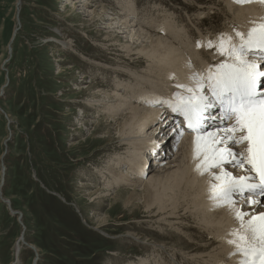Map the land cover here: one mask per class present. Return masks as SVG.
Here are the masks:
<instances>
[{
    "label": "rangeland",
    "instance_id": "rangeland-1",
    "mask_svg": "<svg viewBox=\"0 0 264 264\" xmlns=\"http://www.w3.org/2000/svg\"><path fill=\"white\" fill-rule=\"evenodd\" d=\"M125 1L131 9L126 22L141 20L144 30L152 22L163 32L158 19L174 21L178 32L189 28L199 36L192 48L200 39H209L215 29L228 30L226 20L233 16L226 0H22L18 21V0H0V108L5 113L0 111V264H34L36 252L37 264H128L149 257L153 249L155 254L169 257L163 259L166 264H203L195 261L196 256L184 259L188 251L181 241L188 233L178 227H197L195 219L201 220L202 215L192 220L173 218L179 223L172 227V206L162 212L155 208L150 214L139 201L125 204L137 184L118 185L110 192L100 188L108 182L101 180L98 168L137 153L120 140L118 119L126 110L110 117L97 105L98 99L127 97L121 94H125L124 86L135 82L131 73L140 75L148 65H131L141 55L133 52L132 60L129 58L123 44L129 36L116 34L119 39L113 41L107 37L112 29L106 27L117 18L115 13L121 10L125 14L121 4ZM188 5L194 8L188 10ZM222 5H227L229 15ZM103 6L108 9L104 20L94 21V15L85 14L95 9L103 14ZM115 71L127 76L121 77L123 88L116 84ZM149 86L148 90L155 89ZM163 127L158 137L167 134L169 125ZM175 145L173 150H162L170 161L179 157ZM153 159H148L151 165ZM155 164L145 182L168 165ZM125 169L133 172L127 164L119 171L125 175ZM78 178L91 180L93 186L78 187ZM96 191L104 192L102 203H90L88 194ZM3 199L21 212V219L10 213ZM184 207L180 211L186 213ZM99 218H106L107 224L95 229ZM128 231L140 233V240L124 238ZM22 235L29 246L22 242ZM19 240L21 249L16 252ZM160 243L168 245L165 248Z\"/></svg>",
    "mask_w": 264,
    "mask_h": 264
},
{
    "label": "bare ground",
    "instance_id": "bare-ground-1",
    "mask_svg": "<svg viewBox=\"0 0 264 264\" xmlns=\"http://www.w3.org/2000/svg\"><path fill=\"white\" fill-rule=\"evenodd\" d=\"M226 3L229 4V9L233 13V16H228L226 20L230 28L223 32L221 31L222 33L219 31L220 29H215L213 31L214 28H212L214 33L210 38L200 39V44L198 43L199 46L196 45L192 48L193 41L195 42L198 40L199 36L192 31V29H189V26L185 31L178 32L174 21L158 19L162 22L164 27L163 30L165 29V31L160 32L161 28H154L152 26L154 23L152 22L146 25L147 30L141 29V20L137 23L133 18L132 23L126 22L125 17H129L128 14L131 9L129 8V3L126 1L124 3L122 2L121 4L124 8L121 9L125 10V14L121 10L115 13V17L117 18L113 17L110 22V27H106L112 29L108 32L107 37L109 39L112 38L113 41L119 39L116 34L129 36L130 39L127 40L126 43H123L124 48H126L129 53V58L131 59L133 57V52H137L141 55L137 60L131 59V65L139 66L145 62H147L148 65L144 73L141 72L140 75L130 72L131 75H134L135 82L127 86H124L125 84H123L124 82L121 78H126V74L121 71L114 72V74L117 73L116 75L119 79L116 82L117 85H120L118 87L123 88L124 86L123 90H125V94L121 95H126L130 99L127 97L120 99L118 96H113L110 99L104 97L105 99H98L99 104H97L100 110L104 109L109 112L111 114L110 117H115V115L126 110L125 113L122 114V118H117L118 121L121 119L117 125L122 135L120 136V140L124 142V145H129L132 149L135 148L137 150V153L133 156H128L127 158L120 156L114 159L112 165H105V168L102 167L97 169L96 172L101 175V180L105 179V181L108 182L106 187L104 185L100 186L101 190L105 191L107 189L108 192H110L111 189L118 187V185L133 184V186H135L137 184L130 192V196L125 200V204L127 206L134 205L136 201H139L150 214L154 213L155 208L162 212L172 206V227H175L179 223L174 222L173 218L179 220L180 218L186 217L188 220H192L195 218H193V216L202 215L201 220L195 219V223H198L197 227L186 224H181V226L179 224L178 227H181L189 236H187V238L183 237L181 241L183 242L182 244H184L183 249L188 251L184 259L188 261L196 256L195 261L202 260L203 264H239V261L242 259L241 255L239 253L230 255V253L235 252V247L227 242L229 239L233 238L231 235L232 231L239 228V221L236 219L235 215L236 210L239 209L249 213V217H245V219L264 211V197L254 196L252 199L260 200L261 203L248 204L245 202V198L234 196L233 199L236 202L233 205L219 203L217 200L210 198L213 194L212 185L220 183V181L215 180L213 172L219 173L220 170H208L201 174V172L196 169L195 165L199 161L193 158V153L197 133L192 132L186 127L182 115L172 112L167 104L164 103V101L171 98L172 94L176 91L187 94L185 89L176 88L178 83L193 87L195 85V80L192 79L194 73H204L207 68L225 59L219 55L221 34H224L226 41L225 46H227L226 38L229 36L232 38L231 43L239 44L240 37L236 35V32L246 34L251 28L264 24V0H250V2L245 3H237L236 0H226ZM20 4H22V0H18L17 2V12L18 7L20 8L21 6ZM85 5L88 6L90 4L85 3L84 6ZM222 7L229 15L227 5H222ZM185 8L191 10L194 7L188 5ZM84 9H86V7ZM103 9V14H101V12L99 13L96 9L93 10V12H86L85 14L87 16L94 15V21L104 20L108 9L104 6ZM122 15L124 16L122 17ZM198 22L200 21L198 20ZM157 25L160 27V24H156V27ZM199 26L201 27L202 23H200ZM184 32L185 34H183ZM12 36L13 39L14 34ZM12 39L11 42H13L15 38L13 41ZM181 39H184L187 43L184 45ZM209 42H211V44ZM8 50H10L9 53L12 52V47L9 46ZM129 58L128 60H130ZM248 58L257 60V57L254 55H250ZM148 85L155 87V89L153 91L148 90ZM101 103L103 107H99L102 105ZM137 104H143L149 108L146 106V108H142ZM160 118H162L161 123L156 127ZM164 119H166V121ZM162 124L164 126L163 128L169 125V127L166 128L168 131L167 134L163 133V136L158 137L159 133L162 132ZM153 125H155V128L152 127ZM146 128L147 131L144 132ZM150 128L153 129L150 130ZM181 128L183 129L182 136L186 137L178 139ZM144 133H146V135ZM173 143L174 145L176 143L175 147H179V157L174 161H170L167 154H162V150L165 148L169 150L175 149ZM147 152L149 153L148 158L144 156ZM149 158L155 159H153L154 163L152 165L148 161ZM164 163H168V165L164 168H159L155 173L151 174L149 181H144L150 172L152 173L155 171L156 168L153 169L154 164L161 166ZM122 164H127V166L130 167V171L133 170V172H127L128 169H125L124 175L122 171H119ZM245 167H247V165ZM225 168L232 172L233 175L248 174L243 169L234 168L232 165H225ZM77 180L78 183L76 184L78 187L80 185L88 189L89 186L90 188L93 186L91 180L83 181L79 178ZM141 182H144V184L142 185ZM141 186L142 188H140ZM94 193L88 194L90 196L89 201L90 203H99V200L103 197L102 193L104 192L96 191ZM105 194L108 195V193ZM245 197H247V194H245ZM7 205L11 207L8 203ZM184 206L188 209L186 213L180 211V208ZM93 217L98 218L97 216L95 217V215ZM94 218H92V220H94ZM97 223H99V225L95 227V229L106 225V218H99ZM142 230L150 231V229ZM22 237L24 240L23 235ZM127 237L133 241H137L140 240V233L128 231L124 234V238ZM188 238L193 241H188ZM20 243L21 240H19L18 247H16V252L21 249ZM153 244L155 245L154 247L157 248V244ZM160 245L166 248L168 244L160 243ZM170 256L172 257V255ZM174 256L178 258L179 255ZM165 258L169 259L167 255L155 254L153 249L149 257H140L137 262H129L128 264H166V262H163ZM189 263L192 264L191 262ZM193 264L196 263L193 262Z\"/></svg>",
    "mask_w": 264,
    "mask_h": 264
},
{
    "label": "snow or ice",
    "instance_id": "snow-or-ice-1",
    "mask_svg": "<svg viewBox=\"0 0 264 264\" xmlns=\"http://www.w3.org/2000/svg\"><path fill=\"white\" fill-rule=\"evenodd\" d=\"M236 35L240 43H231L229 36L225 46L221 34L219 55L225 59L204 73H194L193 87L177 84L176 88L185 89L187 94L176 91L164 103L182 115L187 128L197 133L193 153L199 161L196 169L201 174L220 170L213 172L220 183L212 185L210 198L233 205V197L239 196L248 204H259L261 201L252 197H264V64L258 62H264V24ZM250 55L257 60L249 59ZM182 135L181 128L179 136ZM225 165L248 174L233 175ZM235 215L239 228L227 241L235 247L230 255L239 253V264H264V211L248 219L245 217L249 213L239 209Z\"/></svg>",
    "mask_w": 264,
    "mask_h": 264
},
{
    "label": "water",
    "instance_id": "water-1",
    "mask_svg": "<svg viewBox=\"0 0 264 264\" xmlns=\"http://www.w3.org/2000/svg\"><path fill=\"white\" fill-rule=\"evenodd\" d=\"M20 3V2H19ZM21 5V4H20ZM20 10H21V6H20V8L18 7V12H17V18H18V21H20ZM17 31V30H16ZM16 31H15V33H14V38L16 37ZM13 38V39H14ZM13 39H12V41H13ZM11 55V54H10ZM0 110H1V112H3L4 113V111L0 108ZM5 114V113H4ZM6 152H7V150H6ZM4 157V156H3ZM3 201L4 202H6V203H8L9 205H10V202L9 201H6L5 199H3ZM10 213L12 214V215H19L20 216V219H21V216H22V214H21V212H18V211H14L13 209H11V207H10ZM24 236V235H23ZM22 240H23V237H22ZM27 246H29L25 241H23ZM35 251V250H34ZM36 254V259L34 260V264H37V261H38V258H39V255H38V253L36 252L35 253Z\"/></svg>",
    "mask_w": 264,
    "mask_h": 264
}]
</instances>
